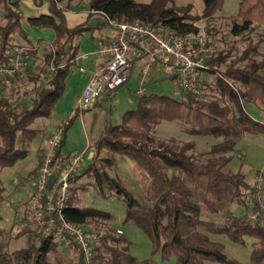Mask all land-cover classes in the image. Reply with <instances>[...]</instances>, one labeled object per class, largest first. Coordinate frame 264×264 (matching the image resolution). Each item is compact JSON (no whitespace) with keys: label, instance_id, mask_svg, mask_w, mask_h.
<instances>
[{"label":"trees","instance_id":"obj_1","mask_svg":"<svg viewBox=\"0 0 264 264\" xmlns=\"http://www.w3.org/2000/svg\"><path fill=\"white\" fill-rule=\"evenodd\" d=\"M48 1L47 12L28 15L26 22L52 27L56 35L52 41L39 38L34 44L22 23L21 0H0V65H9L19 53L27 65L24 75L0 78V169L22 154L17 148L19 138L31 139L41 130L34 125L37 118L51 115L65 90L70 67L80 52V37L86 30L107 29L112 27L111 20H138L151 23L165 35L185 33L196 30L197 19L214 16L224 3L203 0L199 14L192 11V2L86 0L87 18L70 26L65 13L73 0ZM260 25H264V0H240L231 34ZM15 36L26 41L17 43ZM258 45L250 42L240 53L216 50L204 69L213 73V82L202 85L200 81L201 97L182 86L181 98L154 92L144 94L137 108L125 111L122 123L104 128L89 165L76 174L77 179L84 173L91 177L88 183L101 196L122 197L126 202L124 221L133 220L141 226L152 240V251L160 250L163 259L177 254V264H205L207 259L221 264H245L223 252L221 242L209 235L214 232L240 243L245 236L255 237L250 264H264V208L253 194L255 182H249L242 170L225 168L233 156L229 152L241 135L264 132V120L255 118L246 108V102H252L264 109V53L256 57ZM29 58L34 61L29 62ZM172 77L178 80L175 73ZM76 115L75 112L65 121L64 135L58 144L56 159L63 165L66 161L62 160V147ZM177 118L185 121L186 131L193 135L178 148L158 139L153 132L159 119ZM205 134L224 141L196 155L190 151L196 149L194 136ZM117 153L129 155L152 178L148 195L151 203L140 202L111 174L109 169L115 166ZM205 155L207 159L201 160ZM80 186H73L65 213L97 233L100 243L93 264H163L152 257L131 254V240L116 227L110 211L79 204ZM4 189L0 180V200ZM234 203L243 205L244 211L235 212L231 208ZM205 211L218 215L219 220L206 217ZM25 232L31 240L14 250L8 248L7 241L0 240V264H84L77 244L64 247L59 238L37 232L31 225L24 226L19 234ZM37 236L40 240H33Z\"/></svg>","mask_w":264,"mask_h":264},{"label":"rangeland","instance_id":"obj_2","mask_svg":"<svg viewBox=\"0 0 264 264\" xmlns=\"http://www.w3.org/2000/svg\"><path fill=\"white\" fill-rule=\"evenodd\" d=\"M137 1L149 2L150 0ZM175 1L178 4L192 2V11L199 14L202 13L204 3L203 0ZM72 2L73 4L70 8L66 9L65 14L68 23L73 26L87 18L88 5L86 0H73ZM239 2L240 0H224L222 8L219 9L214 16L208 18L200 17L196 21L213 33L214 39L216 40L215 46H217V50L224 49L231 50L233 53H240L249 45L250 42H257L259 45L256 57L260 58L261 54L264 53V25L261 26L262 28L257 26L241 34H231L233 33L232 29L234 28V18L238 13ZM28 6L29 5L25 3L21 4V12L25 19L28 15L39 13L36 10L33 11L34 9ZM82 16L83 19H81ZM72 17H76L78 19L73 21ZM91 22L94 24L95 19H92ZM239 22H242V20L239 19ZM105 30L107 29L102 30L98 28L94 30H86L80 37V49L85 46L90 47L95 44L97 37H101ZM44 45V43L41 45L39 53H42ZM28 61L32 62L34 59L29 58ZM138 89V81L135 78H132L127 84H123L122 86L114 89V91L112 90V95L109 98H106L104 102V117L107 120V123L103 125V129L108 124L122 123L125 111L137 108L144 94L154 92L169 94L176 98L182 97V88L179 85L178 80L172 77V71L169 67H163L161 71H155L152 74L150 80H148L145 84L144 93H140ZM246 108L252 115L255 116V118L264 120L263 108L252 102H246ZM48 117L37 118L34 125L40 127L41 130L31 139L21 140V138H19L17 140V148L20 149L22 154L14 163L3 166L0 169V180L5 187L0 200V213L2 215V219L0 221V240L7 241L8 248L10 250L25 246L31 240L28 232L22 234L19 233L26 225H31L34 229L31 214L27 211L26 205L28 204L36 185L37 175L35 173V168L37 161L47 145L48 129H45L43 123H46L49 119ZM153 132L157 135L158 139L164 140L168 144L177 148L187 140L193 138V135L186 131L185 121L178 118L159 119L154 125ZM80 134H72L68 143L73 142L72 144L75 145L81 143L83 136L81 132ZM99 136L100 135L96 136L90 134L92 145L90 147H86L85 161L83 162L81 173L90 163V151L96 146L94 142L99 138ZM197 141L198 144H196V149L190 150L196 155L197 152H205L215 146V144L224 140L223 138H217L212 134H205L199 135V137H197ZM250 146H248L249 149H253L252 145ZM239 147L240 145L236 143L234 149L229 152L231 154L233 153V156L225 168L227 170L234 171L242 170L246 174V179L249 182H252L257 171L256 169L260 166L264 155L261 153V157H254L251 156L249 151H246L244 157H242L238 152ZM115 159V166L109 169L111 174L116 176L129 190H131L140 202L151 203L148 195L152 185V178L147 177L145 170L141 168L129 155L117 153L115 155ZM200 159L206 160L207 156L205 155V157H200ZM91 180L92 178L86 173L82 174L78 179L76 178V175L73 178V186H80L82 183V186H80L77 190L80 197L79 204L82 206H91L110 211L114 216V224L116 227L121 228L123 233L131 240L129 246L131 254L137 256L138 258L152 257L155 261L163 264L178 263L177 254H173L168 259H163L160 250L153 252L152 240L147 232L133 220L124 221L126 213L125 200L118 195H112L109 197L101 196L95 187L91 183H88ZM254 182H256V180ZM231 208L237 213L244 211L243 205L236 203L232 204ZM205 215L206 217L216 220H219L220 218L218 215L208 211H205ZM209 235L211 238L221 242L223 252L229 257H234L241 260L245 264H250L251 251L254 247L255 241H257L255 237L245 236V241L240 243L221 233L210 232ZM33 240H40V238L37 236L33 238ZM205 264H221V262L213 259H207Z\"/></svg>","mask_w":264,"mask_h":264},{"label":"built area","instance_id":"obj_3","mask_svg":"<svg viewBox=\"0 0 264 264\" xmlns=\"http://www.w3.org/2000/svg\"><path fill=\"white\" fill-rule=\"evenodd\" d=\"M194 23L198 27L196 30L165 35L149 22L111 20L116 34L99 43L97 52L103 62L86 84L79 108L92 107L106 90L112 91L127 83L137 68L140 93L145 92V84L155 68L169 67L177 75L180 86L191 90L197 98L201 97V72L208 67V60L217 47L213 33L197 21ZM26 66L19 53L9 65H0V78L16 73L24 75ZM64 131L65 124L62 123L49 137L37 170L36 185L26 207L37 232L54 235L67 248L77 244L83 253L84 264H93L100 243L97 233L69 219L65 213L67 200L73 193V178L83 167L86 149L72 153L63 165L56 159V153ZM255 185L253 194L264 208L262 172L257 174Z\"/></svg>","mask_w":264,"mask_h":264},{"label":"crops","instance_id":"obj_4","mask_svg":"<svg viewBox=\"0 0 264 264\" xmlns=\"http://www.w3.org/2000/svg\"><path fill=\"white\" fill-rule=\"evenodd\" d=\"M22 3H25L29 5L30 7H32L34 9L33 11L35 10L38 11L39 12L38 14L48 11V4H49L48 0H43L41 4L39 5L36 3V0H21V4ZM31 15H34V14H31ZM75 19H78V18L72 17L73 21ZM81 19H83V16ZM22 23L25 29L29 33L28 34L29 39L32 40L34 44L37 43V40L39 38H42L45 41H52L55 38L56 33H55L54 28L52 27H40L38 25H29L26 22V19L24 18V16H23ZM68 25L72 26L70 23H68ZM261 26L262 25L258 27L262 28ZM115 34H116L115 29L112 27H109L107 28V30L103 32V35L101 37H97L95 44H93L90 47L85 46L84 48L80 49V52L75 58L74 63L71 65L69 74L67 75L65 90L62 96L59 98V100L55 104V106L53 107L51 115L48 117L49 119L46 121V123H43V126L45 127V129H48V135H47V142H48V139L51 136L54 129L58 125L65 123V121L67 120L69 116L73 115L75 112L77 113L72 124L69 126L66 132L65 141L62 147V153H63L62 160L63 161H67L69 157L71 156V154L74 153L75 151L86 149V147L88 146L90 147L92 145L90 134H93L96 136L101 135V133L104 130L103 125L107 123L106 122L107 120L104 117L105 115L104 102L106 98H109L112 95L114 90L113 91L106 90L103 97L97 100L96 103L92 107L87 108V109L79 108V99L83 93V90L86 84L90 80L92 74L99 67V65L103 62L102 56L97 52L99 43L103 40H106V39H109L115 36ZM15 41L17 43H24L26 40L19 36H15ZM215 45H216V40H215ZM162 68L163 67L155 68L153 73L155 71H161ZM132 78H135L138 81V84H140L138 68L134 70L128 82ZM213 78H214L213 73H208L206 70H203L201 72L200 81L202 82V85L205 82L212 83ZM97 109L98 110L100 109V110L98 111ZM93 111H96V112H93ZM80 132L82 133V136H83L81 143L76 144V145L72 144L73 142L68 143V140L70 136H72V134L73 135L76 133L80 134ZM197 137H199V135H196L195 137L196 140H197ZM238 139L239 140H237V143L240 145L238 152L240 153L242 157H244L246 151H249L251 153V156H254V157H261L260 156L261 153H263L264 155V132L262 133L245 132ZM96 141L94 142V144L96 143ZM197 144H198V141H197ZM250 145H252L253 149H249L248 146ZM46 148H47V145H46ZM46 148H44L42 154L40 155V158L37 161L36 168H35L36 175H37V170L44 157ZM94 151H95V147L90 151V157L93 156ZM256 170L257 171L251 183H254V181L256 180V176L259 172H262L264 175V158L260 166H258ZM81 171L82 169L79 171V173H81Z\"/></svg>","mask_w":264,"mask_h":264}]
</instances>
